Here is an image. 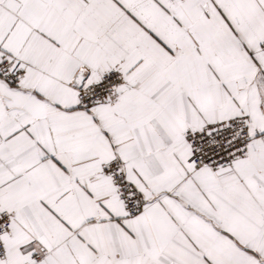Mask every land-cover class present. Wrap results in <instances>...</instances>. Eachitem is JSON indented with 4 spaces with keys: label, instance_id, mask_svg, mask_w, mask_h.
<instances>
[{
    "label": "snow or ice",
    "instance_id": "snow-or-ice-1",
    "mask_svg": "<svg viewBox=\"0 0 264 264\" xmlns=\"http://www.w3.org/2000/svg\"><path fill=\"white\" fill-rule=\"evenodd\" d=\"M0 264H264V0H0Z\"/></svg>",
    "mask_w": 264,
    "mask_h": 264
}]
</instances>
